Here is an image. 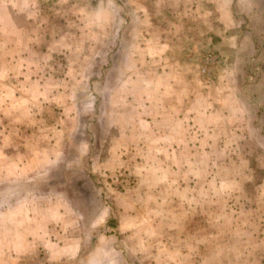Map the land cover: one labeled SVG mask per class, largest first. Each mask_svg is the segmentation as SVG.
I'll use <instances>...</instances> for the list:
<instances>
[{
  "label": "crops",
  "instance_id": "0c3cea01",
  "mask_svg": "<svg viewBox=\"0 0 264 264\" xmlns=\"http://www.w3.org/2000/svg\"><path fill=\"white\" fill-rule=\"evenodd\" d=\"M124 1L125 16L119 19L117 0H28V7L59 5L64 10L54 16L56 23H89L99 36L110 29L108 35L115 37L112 26L124 20L122 35L135 41L120 67L128 68L126 78L109 96L108 129L119 137L102 145L106 154L91 163L100 175L123 170L135 177L137 186L93 210L88 231L83 232L89 239L70 236L73 214H57L62 217L56 223L46 216L40 223L66 233L60 248L77 250L79 264H264V176L255 180L252 159L242 153L247 150L241 143L246 100L263 105L259 116L264 118L262 65L260 78L249 89H261L263 97L255 100L243 94L246 60L259 44L264 60L263 27L258 32L248 27L247 16L234 11L235 0ZM71 32L58 37L75 38L79 44L95 39L89 31ZM43 34L35 38L52 39V34ZM212 45L224 57V73L206 84L190 57ZM49 52L53 55L52 49ZM88 54L100 55L96 49ZM79 64L85 69L84 61ZM72 65L62 62L57 67L68 71ZM134 72L140 73L138 78L128 77ZM57 95L63 98L66 92L58 90ZM252 199L261 201V208L255 204L251 218H245ZM27 215L32 228L36 219L30 217L31 209Z\"/></svg>",
  "mask_w": 264,
  "mask_h": 264
},
{
  "label": "rangeland",
  "instance_id": "374dc122",
  "mask_svg": "<svg viewBox=\"0 0 264 264\" xmlns=\"http://www.w3.org/2000/svg\"><path fill=\"white\" fill-rule=\"evenodd\" d=\"M235 1L238 5L234 11L247 16L248 27L257 32L263 27L264 32V0ZM117 2L121 19L125 16V1ZM63 10L54 4L28 7V0H0V264H79L77 250L61 249L66 242L61 243L62 234L66 233L56 225L45 229L40 218L47 216V221L56 223L62 217L57 214H73L74 219L69 217L70 236L83 238L92 222L93 210H98L104 200L108 203L113 196L137 186L133 175L123 170L100 175L91 163L106 154L102 145L119 137L108 129L109 96H114V90L126 78L128 68L120 67L135 41L122 35L127 26L124 20L112 26L116 35L111 38L110 29L95 35L89 23H56L54 16ZM49 14L54 17L53 22L48 21ZM104 30L102 26L101 31ZM68 31H89L95 39L86 38L80 44L75 38L59 39L62 32ZM38 33L41 37L50 33L52 39H36ZM185 45L189 46V40H185ZM259 46L246 60L243 86V94L255 100L263 97L261 89H249L260 78V65L264 68L262 44ZM67 48L75 49L64 53ZM92 49L100 55L92 58L88 54ZM74 52L85 56L78 59ZM190 58L198 67L201 82L214 83L224 73V57L213 45L197 49ZM80 61L86 63L85 69L80 64L79 68L76 66ZM62 62L76 63L65 71L57 67ZM138 73H128V77L138 78ZM50 78L69 82L58 85ZM58 90L65 91V97L58 96ZM246 101V132L241 143L247 151L242 153L252 159L250 171L257 180L264 176V118L259 116L263 105ZM112 108L114 111L113 104ZM84 149L87 151L82 154ZM252 189L251 186V192ZM255 204L260 207L261 201H249L245 218H251ZM28 209L33 213L30 217L37 221L36 224L33 220L32 228Z\"/></svg>",
  "mask_w": 264,
  "mask_h": 264
}]
</instances>
